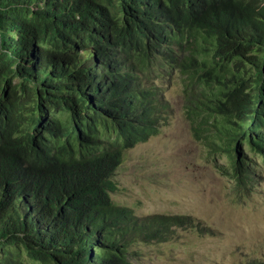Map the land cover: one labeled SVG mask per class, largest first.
Masks as SVG:
<instances>
[{
  "label": "trees",
  "instance_id": "obj_1",
  "mask_svg": "<svg viewBox=\"0 0 264 264\" xmlns=\"http://www.w3.org/2000/svg\"><path fill=\"white\" fill-rule=\"evenodd\" d=\"M157 62L176 70L193 138L216 163L228 155L218 171L251 195L264 0H0V264H132L136 247L199 228L112 198L128 150L167 121Z\"/></svg>",
  "mask_w": 264,
  "mask_h": 264
},
{
  "label": "rangeland",
  "instance_id": "obj_2",
  "mask_svg": "<svg viewBox=\"0 0 264 264\" xmlns=\"http://www.w3.org/2000/svg\"><path fill=\"white\" fill-rule=\"evenodd\" d=\"M171 116L158 136L130 150L117 170L112 198L136 215H188L199 228L181 229L165 244L136 247L132 264H241L264 261V163L251 195L238 198L232 179L197 142L183 110L178 76L169 92ZM201 231L203 235H201Z\"/></svg>",
  "mask_w": 264,
  "mask_h": 264
},
{
  "label": "clouds",
  "instance_id": "obj_3",
  "mask_svg": "<svg viewBox=\"0 0 264 264\" xmlns=\"http://www.w3.org/2000/svg\"><path fill=\"white\" fill-rule=\"evenodd\" d=\"M173 51H174L175 56H177L179 54V51L176 47H173ZM147 73L152 75V88H153V90H155V92L157 93L158 98L163 103H165L168 107L170 104L169 99H168L169 92L171 89V83L175 79V76L177 75L176 70L172 69L168 63L157 62L156 64H153L151 67H148ZM170 110H171V108L166 110L167 121L170 119V116H171ZM163 119H164V117L160 120L161 121L160 123H163V126L160 129V132L162 131V128L169 123V122L167 123V121L166 122L162 121ZM158 134L150 137L149 140L153 137L158 136ZM148 141H146V142H148ZM146 142L137 143L131 149L128 150V153L130 150H132L135 147L139 146L140 144H144ZM121 206H123V205H121ZM165 215H168V214H165ZM162 244H165V243H162ZM152 245H157V244H152Z\"/></svg>",
  "mask_w": 264,
  "mask_h": 264
}]
</instances>
